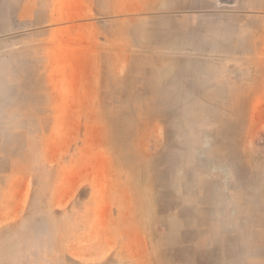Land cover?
<instances>
[{
  "label": "rangeland",
  "instance_id": "1",
  "mask_svg": "<svg viewBox=\"0 0 264 264\" xmlns=\"http://www.w3.org/2000/svg\"><path fill=\"white\" fill-rule=\"evenodd\" d=\"M193 5L0 0V264H164L159 211L188 145L187 105L163 99L154 65L219 24ZM217 6L264 36V0ZM187 11L200 27L189 37L173 21ZM254 144L241 220L264 246V131Z\"/></svg>",
  "mask_w": 264,
  "mask_h": 264
},
{
  "label": "crops",
  "instance_id": "2",
  "mask_svg": "<svg viewBox=\"0 0 264 264\" xmlns=\"http://www.w3.org/2000/svg\"><path fill=\"white\" fill-rule=\"evenodd\" d=\"M179 1L188 9L195 4V10L211 11L219 24L210 32L206 28L194 44L172 51L166 45L156 53L162 58L154 65L162 74L158 91L163 99H178L170 103L187 105L179 120L187 122L180 134L188 142L172 180L175 192L166 199V210L159 211L161 261L264 264V246L254 245L241 220L250 199L247 155L255 153L254 138L264 131V36L246 32L249 17L238 16L243 13L216 10L218 0ZM190 14L173 19L183 36L200 29ZM256 71L263 72L262 80L252 75Z\"/></svg>",
  "mask_w": 264,
  "mask_h": 264
}]
</instances>
